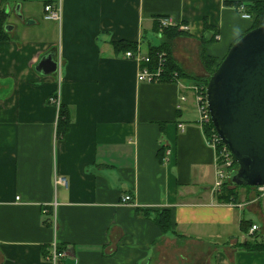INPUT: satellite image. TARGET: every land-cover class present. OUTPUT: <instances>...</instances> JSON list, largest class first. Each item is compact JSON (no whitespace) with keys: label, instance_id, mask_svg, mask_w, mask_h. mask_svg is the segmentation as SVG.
Instances as JSON below:
<instances>
[{"label":"crops","instance_id":"crops-1","mask_svg":"<svg viewBox=\"0 0 264 264\" xmlns=\"http://www.w3.org/2000/svg\"><path fill=\"white\" fill-rule=\"evenodd\" d=\"M257 2L64 0L60 26L44 20L43 0H0L10 27L0 42V264H49L55 240L60 264H164V245L183 264H264V249H244L248 222L260 217L213 192L215 154L198 126L195 81L140 84L137 64L114 48L134 44L148 55L164 46L185 75L206 78L203 55L224 59L253 25L237 8ZM161 18L190 31L165 33ZM49 57L70 117L59 138L48 101L58 95L57 70H38ZM59 176L68 188L55 185ZM162 212L171 215L166 233L155 222Z\"/></svg>","mask_w":264,"mask_h":264},{"label":"water","instance_id":"water-1","mask_svg":"<svg viewBox=\"0 0 264 264\" xmlns=\"http://www.w3.org/2000/svg\"><path fill=\"white\" fill-rule=\"evenodd\" d=\"M41 69L50 75L57 65L49 57L40 62ZM206 100L212 125L238 164L231 185L263 187L264 25L231 47L209 79Z\"/></svg>","mask_w":264,"mask_h":264},{"label":"built area","instance_id":"built-area-1","mask_svg":"<svg viewBox=\"0 0 264 264\" xmlns=\"http://www.w3.org/2000/svg\"><path fill=\"white\" fill-rule=\"evenodd\" d=\"M237 11L241 15L242 19L251 21L252 17L247 10V6H239ZM64 15V0H43V17L45 21L53 22L58 25H62ZM159 28L164 29H178L181 32H189L190 28L179 24L176 20L172 18H161L158 20ZM220 40V37H218ZM127 60H131L137 64L139 67L138 70V83L140 84H157L162 81L165 75V65H166V55L165 53H159L157 55L158 64L155 68H151L152 63L151 57L148 55L142 54L140 47L138 46L135 51L127 52L125 54ZM184 82L177 73L170 77V82L173 84L181 85ZM206 88L203 82L195 83L189 89L193 92L195 96V108L198 116V126L201 128L205 134L206 142L209 148H211L215 154V163L217 168V178L215 185L213 187V192L215 195L221 193L225 183L230 181L231 173L236 170L235 160L228 150V148L223 144L219 138L215 128L212 125L211 117L209 113V108L206 100ZM181 102H186L187 98L185 96L180 97ZM49 104L54 105L58 111H60L61 102L59 96L49 98ZM211 126V127H210ZM210 127V131L207 132ZM182 132L185 131V126H180ZM207 133H209L207 135ZM172 150H166L163 157V163H167L171 157ZM56 186H61L64 188L69 187V181L61 176L57 177L55 180ZM257 192L264 194V186L256 187ZM132 201L131 196H126L123 199L124 203H130ZM55 206V205H54ZM55 216V214H54ZM56 219L53 218V228L56 230ZM258 231L257 226H253L251 233ZM65 257L64 252L59 251V245L56 240L51 245V250L46 260L49 264H60L61 260Z\"/></svg>","mask_w":264,"mask_h":264},{"label":"trees","instance_id":"trees-1","mask_svg":"<svg viewBox=\"0 0 264 264\" xmlns=\"http://www.w3.org/2000/svg\"><path fill=\"white\" fill-rule=\"evenodd\" d=\"M247 10H248L249 14H251V17H252L251 22L253 23L251 29L248 32L264 25V2L254 3L251 6L247 7ZM8 19H9V14L7 13V11L5 9L2 8V6H0V42H6V41H9V39H10L9 38L10 27L8 24L9 23ZM157 25L159 27V24H157ZM172 31H175L174 36L187 34L186 32H179V31L177 32V29H173V28L164 29L165 33H173ZM239 40H237L236 42H238ZM137 47H138V45L127 44L124 42H119V43H116L114 45V48H115L117 53L123 52L125 54L127 52L135 51ZM166 49H167L166 47L162 46L159 48H153L149 52V56L152 59V63L150 65L151 68H155V66L158 64L157 55L159 53H165V55H166L165 75H164V78L162 79V81L160 83H169L170 77H172L175 73H177L183 79H186V78L192 79V80H198L199 79V80H203L205 85H208L210 77L215 73L217 68L220 66L222 61L225 59L224 58L220 61H217L210 56L203 55V57H202L203 64H204L205 68L207 69L208 74H207V77L205 79H202V78H197L194 76L185 75L181 71V69L177 66V64L172 60V58L170 57V53H168V50H166ZM51 97H57V95H53ZM69 126H70V117H69L67 111H65L63 106L61 105L60 111H59V120H58V125H57V137L59 138L62 135L64 136L69 131ZM210 127L208 128L207 132L210 130ZM208 134L209 133H207V135ZM235 167H236V169H238V164L236 162H235ZM237 188L252 189L251 187H234L231 185V183L229 181L228 183H225L221 193L217 195L218 201L222 204L234 203V201L236 199L235 189H237ZM155 222L159 226L160 231L162 233L169 232L172 229L171 215L168 212H162L160 214L159 218H157ZM250 223H252V222H250ZM250 223L248 222L249 229H251ZM242 225H243V229H246L247 224L244 222ZM256 247L257 246L255 243L250 244L249 249L247 248L246 244L244 245V249L247 251H257V250L264 249V246L257 248V249H256ZM59 251L63 252L64 249L61 246H59Z\"/></svg>","mask_w":264,"mask_h":264},{"label":"rangeland","instance_id":"rangeland-1","mask_svg":"<svg viewBox=\"0 0 264 264\" xmlns=\"http://www.w3.org/2000/svg\"><path fill=\"white\" fill-rule=\"evenodd\" d=\"M147 50V48H145V51ZM57 75H58V81H59V88H58V96L60 98L61 94V82L63 81V79L61 78L60 75V68L57 69ZM207 77V76H206ZM205 79V78H202ZM192 80V79H191ZM195 83H201L204 81L203 80H194ZM210 131V130H209ZM244 190L243 188H237L235 189L236 192V199H235V205L238 204H245L247 207V210L249 211V214H252L255 218L260 217V219H256L255 223H250V228L252 229V227L254 225H256L258 228V231L255 232V235H259L263 240L258 241L256 239V237H252L253 234L250 236V239L245 243L247 245V248H250V244L255 243L256 244V249L260 248L262 246H264V204L262 203L264 201V194H260L258 193V197H256L255 193H251L249 195H245L244 197L241 195V190ZM253 189V188H252ZM250 191L251 189H245V191ZM241 196H240V195ZM263 200V201H262ZM261 201L262 205H260L258 202ZM161 256H167L168 258V262H165L164 264H183L181 261H179V254H178V250H176L175 248H172L170 246H162L161 248ZM186 252H191L192 254H196L197 252H195V248H192L190 250L187 249L185 250ZM179 261V262H178ZM157 264H160V262H157ZM190 264H198L196 261L191 260Z\"/></svg>","mask_w":264,"mask_h":264}]
</instances>
